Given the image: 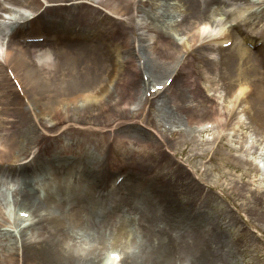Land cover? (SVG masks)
Here are the masks:
<instances>
[{"label":"bare ground","instance_id":"bare-ground-1","mask_svg":"<svg viewBox=\"0 0 264 264\" xmlns=\"http://www.w3.org/2000/svg\"><path fill=\"white\" fill-rule=\"evenodd\" d=\"M178 1L183 2L185 11L178 25L187 27L191 19H202L190 38L196 43L199 57L205 59L207 69L223 72L230 81L233 77L236 80L237 87L232 88L235 91L227 94L232 104L228 110L207 104L201 112L209 113L208 118H212L220 130L230 125L231 116L238 110L248 113L249 118L253 111L255 115L258 113L259 119L255 121L263 126V109L260 111L254 103L264 108V87L260 91L261 85L256 84L259 91L252 98L251 90L246 89L245 84L249 73H254L252 76L256 80L264 78V45L251 51L235 42L234 47L220 50V60H212L205 53L212 47L205 38L211 36L216 41L226 42L233 30L204 35L207 27L200 29L202 23L213 24L214 12L221 11L216 14H225L227 18L235 16V30L243 31L244 24H250V20L234 7L227 8L232 2L239 4L241 0ZM259 3L263 6L260 12L264 13V0ZM22 7L32 10L34 15L31 17ZM157 9L155 0H0V10L12 15L9 22L0 21V35L9 36L11 42L20 38L18 42H8V47L0 53V84L4 83L0 94L1 108L5 114L14 109L32 112L37 127L51 145L49 153L34 149L32 158L13 167V170L22 167L26 173L21 181H17L19 186L12 197L17 207L14 216L6 215L0 206V264H107L112 261L108 255L115 250L106 256L102 250L112 243V234L116 245L121 242V264H182L184 258H189L193 264H231L217 249V246L224 248L228 241L227 229L220 221L213 223L207 213L210 203L219 204L213 189L206 194L204 179H198L195 184L191 170L182 163L170 168L168 157H146L136 153L132 147L135 140L152 138L145 134L144 128L137 126L138 122H124L119 126L133 137L128 139L130 146L121 158L140 169L130 173L131 181L127 183L125 178L121 182L128 184L123 192L121 185H113V180L109 183L114 175L112 159L118 162L120 158L117 150L115 156L108 151L114 144L112 141H116L110 133L105 130L96 140L71 132L72 124L83 129V124L95 123L89 127L95 132L97 127L110 126L109 119L95 121L94 118H101L104 111L114 107L110 101L118 95L121 83L130 85L129 93L135 90V100L143 104L141 108L153 104L172 122L179 120L178 116L186 107L198 109L202 106L196 99V103L185 104L178 110L168 105L170 100L167 98L151 99L142 95L145 87L141 77L143 69L155 78L168 70L157 56L151 57L150 48L156 53L165 51L172 58H176L182 49L175 46L176 42L166 28L169 19L166 17L171 14L169 7ZM111 14L127 16L117 20ZM139 16L149 20L146 26L155 33L152 45L145 44L144 33L136 31ZM123 21L131 33L135 31L139 51L145 56L141 55L144 59L142 70L137 71L141 66L136 65L135 58L122 48L131 49L129 38L125 36L120 38L121 42H115L116 39L111 37L115 36L113 29ZM43 35L50 43L22 39ZM32 46L40 48L39 62H32L28 56L33 52ZM44 46L50 47L45 49ZM187 56L195 59L197 54L189 52ZM240 61L245 62L244 66L239 65ZM131 62L137 71L136 77L131 74ZM189 62L183 61L184 65ZM8 67L23 91H17V85L15 87L11 82L6 72ZM132 85L135 88L131 89ZM30 91L34 94L31 100ZM40 102L45 105L48 119L54 118L57 110L58 120L49 127L44 117L39 115L37 118L35 104ZM224 117L226 121H223ZM194 119L191 116V120ZM2 121L0 130L5 127ZM236 125H240V119ZM26 131L27 136L35 132V128L26 123ZM258 158L260 164L264 162V146ZM23 208L28 212L27 217L20 214ZM129 208L138 215L140 229L134 231L136 240L130 238L133 221L123 214ZM112 228L116 230L112 231ZM81 235L84 236L80 241ZM129 245L132 250L127 249Z\"/></svg>","mask_w":264,"mask_h":264},{"label":"rangeland","instance_id":"rangeland-1","mask_svg":"<svg viewBox=\"0 0 264 264\" xmlns=\"http://www.w3.org/2000/svg\"><path fill=\"white\" fill-rule=\"evenodd\" d=\"M168 1L155 0V3L158 11L165 6L169 7L171 14L166 17L169 18L166 20V28L173 36L176 42L175 46L182 49L176 58H172L167 56L165 51L156 53L150 48L151 57L157 56L161 64L168 70L157 78L152 76L151 78L154 80L152 79L142 89V95H147L151 99L167 98L170 100L168 105L174 109L183 108L185 104H194L197 101L196 99L201 102L202 106L198 109L186 107L181 111L183 114L178 116L179 120L172 122L165 112H161L153 104L148 103L141 108L143 104L140 105L135 100V90L133 93H129L128 87L130 85L127 86V84L123 85L121 83L122 85L118 86V95L110 101V104L114 105V107L104 111V117L101 114V118H94L95 121L109 119L111 121L110 126L97 127V132H95L89 128L95 123L83 124L81 126L83 129L78 128V125L72 124L71 132L73 135L90 136L98 140L99 135L107 130L112 139L116 140L112 141L114 144L109 147L108 151L115 156L114 151L117 150L118 155H120L118 162H113L112 159L111 166L113 167H110L114 175L109 183L112 180L114 183H120L125 178H127L128 183L132 178L130 173L140 171V169L124 162V159L121 158V154H125L126 147L130 146L128 139H133V137L128 136L129 134L124 128L120 130L119 126L124 122H138L139 125L137 126L144 128L145 134L152 138L146 141L135 140L132 147L136 153H142L146 157H168L170 168H174L173 166L177 163H182L191 170L195 184L198 179H204L206 194L208 191L212 192L211 188L213 189V194L219 204L210 203L207 213L213 223L220 221L227 229L229 239L224 248L217 246L224 258L231 264H264V162L262 161L263 164L259 165L260 159L258 158L259 151L264 146V124L260 126L256 123L255 120L259 119L258 113L255 115L253 111L249 118L248 113L239 112L238 110L236 114L231 116L230 125L225 128L222 127L220 130L216 122H213L212 118H208L209 113L201 112L207 104H212L216 109L222 111L228 110L232 104L227 94L231 95L235 91L232 88H234L236 80L233 77L230 81L223 72L207 69L205 59L199 57V52L195 50L196 43L190 38V30L194 29L202 19H191L187 27L178 25L182 14L185 13L184 7L181 5L183 2L173 0L174 3H169ZM259 1L241 0L239 4L232 3L227 7L228 9H233L234 7L240 13H243L242 16L249 19L251 23L247 22L244 24L243 31L245 33L233 32L230 41L225 42L224 46L221 45V42L212 39L211 36H207L205 39L211 43L212 47L207 48L205 53L208 54L210 59L220 60V50L234 47L235 42L249 47L244 44V36L251 38L254 43L249 47V50L257 51L260 48L259 45L261 43L257 45L256 43L259 41L256 40L259 36H262L260 32L264 31V15L247 14L248 11L258 12L261 9V7L256 9L260 4ZM254 4L255 6H253ZM22 9L27 10L31 17L34 15L32 10L24 7ZM219 12L221 11L214 12L215 17L219 19H216L215 26H212L208 30L209 32H222L230 27L231 22L236 20L235 16L228 19L225 14H216ZM111 15L114 18H118L117 20H123L127 16L126 14ZM222 16H224L223 21L220 20ZM11 17L12 15L8 11L0 10V21L9 22ZM137 21L138 28L136 31L144 33L146 37L145 44L152 45L155 33L146 26L149 20L139 16ZM221 21L228 24H223ZM123 23L124 21L120 26L113 29L115 36L111 37L116 39L115 42H121L125 36L129 38L128 41L131 42L130 47L132 50H127L124 46L122 48L135 58L134 62L136 65L141 66L137 71L139 69L142 70L143 59L141 55L144 56V54L139 51V42L136 39L135 31L131 33ZM108 25L110 24L108 23ZM38 33L40 34V32H33L32 34ZM207 34L211 33H205V35ZM8 39V37L0 35V51L7 48ZM43 39L41 36L30 37V40H34L33 42L46 41L47 43L48 40ZM259 40L263 41L264 39ZM47 47L50 46H44L45 49ZM186 49L188 50L187 52L184 51ZM31 50L33 52H30L28 56L39 62V46H32ZM189 52L197 54V57L194 59V54L192 55L193 57L187 56ZM188 60L190 62L184 65L183 61L187 62ZM244 64L245 62L242 61L239 63L241 66H244ZM129 68L132 70L131 74L136 77L137 71H134L133 62L130 63ZM197 68H200V70L197 71ZM143 71L145 72L144 69ZM201 71L202 73H200ZM146 74L149 75L148 73ZM252 74L254 73H249L248 78L246 77L248 82L245 84V88L251 90V97L254 98L259 91L256 84L261 85L260 91H262L264 78L256 80ZM147 75H144L145 80H147ZM198 75L202 77H198ZM138 77L140 78V74ZM170 78L172 82L166 85L168 86L167 88L165 87L161 91L152 94V88H155L157 84L165 85ZM2 85L4 83L0 84V94H2ZM133 88L135 87L132 85L131 89ZM28 96L29 100H31L34 96L33 92L30 91ZM185 99L189 101L185 102ZM32 102L35 103V100H32ZM2 106L0 103V120H3L4 122H2L5 124L4 129L0 130V206L6 215L13 217L14 209H17L14 201H12L16 188L14 183L21 181L23 174L26 173L22 167L17 170H13V167L18 163H26L25 161L28 158H32L36 152L34 149H43L44 153H49L51 145L47 144L48 138L37 127V119L34 118L32 112L26 109L25 112L14 109L5 114L1 108ZM254 106H258L260 111L263 109L264 112L263 106L256 103H254ZM35 108L38 114L37 118L40 116L44 117V122L48 127L50 123L58 120V116H56L57 110L54 111L53 120L48 119L44 112L45 105L42 102L35 104ZM191 116H194L195 119L191 120ZM239 119L240 125L237 126L236 122ZM208 120L210 121L207 122ZM223 121H226L225 117ZM262 121L264 122V119ZM26 123L35 128V132L29 133L27 136ZM208 123L212 124V128L205 129L204 127ZM2 136L4 138H1ZM31 151H34V153L29 154ZM210 156L212 159H209ZM127 183L118 185H121V192L125 191L128 186ZM123 214L127 220L133 221L130 238L136 240L137 233L134 231L140 229L137 224L138 215L131 208L126 209ZM159 214L162 215L163 212L159 211ZM113 230L116 229L112 228ZM175 233L179 234L177 231ZM138 234L140 233L138 232ZM82 236L84 235L80 236V241ZM110 238L112 243L108 248L102 250L103 254L106 256L108 252L115 250L113 252H117L119 256L110 258L109 254L108 257L113 262H107V264H121V261L118 260L123 256L121 242L116 245L113 234ZM127 249L132 250V246L129 245ZM182 264H193V262L189 258H184V263Z\"/></svg>","mask_w":264,"mask_h":264},{"label":"snow or ice","instance_id":"snow-or-ice-1","mask_svg":"<svg viewBox=\"0 0 264 264\" xmlns=\"http://www.w3.org/2000/svg\"><path fill=\"white\" fill-rule=\"evenodd\" d=\"M157 87H162V85H157ZM21 215H26V213H21ZM113 256H116V253H113Z\"/></svg>","mask_w":264,"mask_h":264}]
</instances>
